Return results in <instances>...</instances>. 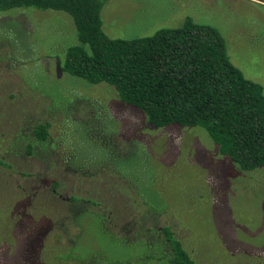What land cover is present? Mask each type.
<instances>
[{
    "label": "rangeland",
    "instance_id": "1",
    "mask_svg": "<svg viewBox=\"0 0 264 264\" xmlns=\"http://www.w3.org/2000/svg\"><path fill=\"white\" fill-rule=\"evenodd\" d=\"M101 17L123 40L187 18L211 27L264 89V0H110ZM78 43L66 13L0 12V264H172L166 229L195 264H264V168L64 72ZM38 124L50 137L30 153Z\"/></svg>",
    "mask_w": 264,
    "mask_h": 264
},
{
    "label": "trees",
    "instance_id": "2",
    "mask_svg": "<svg viewBox=\"0 0 264 264\" xmlns=\"http://www.w3.org/2000/svg\"><path fill=\"white\" fill-rule=\"evenodd\" d=\"M108 1L0 0V12L68 14L79 43L66 49L64 72L93 85H110L124 103L143 111L149 125L205 129L220 153L243 171L264 168V89L233 64L219 33L187 18L181 27L163 28L152 36L113 39L105 33L101 17ZM33 134L30 153L34 143L41 148L48 143L49 125L38 124ZM2 160L0 165L9 166ZM35 235L33 245L40 251L36 244L42 234ZM165 236L172 264H195L170 229Z\"/></svg>",
    "mask_w": 264,
    "mask_h": 264
},
{
    "label": "flooded vegetation",
    "instance_id": "3",
    "mask_svg": "<svg viewBox=\"0 0 264 264\" xmlns=\"http://www.w3.org/2000/svg\"><path fill=\"white\" fill-rule=\"evenodd\" d=\"M21 222V221H20ZM30 230H32L31 228H30Z\"/></svg>",
    "mask_w": 264,
    "mask_h": 264
}]
</instances>
